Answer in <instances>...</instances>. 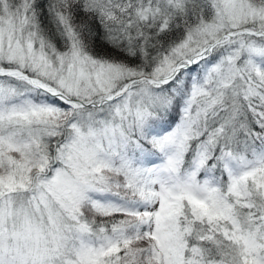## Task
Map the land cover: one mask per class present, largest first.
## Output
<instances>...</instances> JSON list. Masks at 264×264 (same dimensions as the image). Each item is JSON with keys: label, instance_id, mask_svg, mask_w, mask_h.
Returning a JSON list of instances; mask_svg holds the SVG:
<instances>
[{"label": "snow or ice", "instance_id": "snow-or-ice-1", "mask_svg": "<svg viewBox=\"0 0 264 264\" xmlns=\"http://www.w3.org/2000/svg\"><path fill=\"white\" fill-rule=\"evenodd\" d=\"M0 264H264V0H0Z\"/></svg>", "mask_w": 264, "mask_h": 264}]
</instances>
